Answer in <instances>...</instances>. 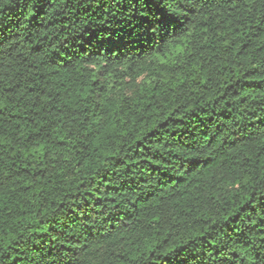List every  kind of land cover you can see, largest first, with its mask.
Segmentation results:
<instances>
[{"label":"trees","instance_id":"trees-1","mask_svg":"<svg viewBox=\"0 0 264 264\" xmlns=\"http://www.w3.org/2000/svg\"><path fill=\"white\" fill-rule=\"evenodd\" d=\"M0 264H264V0H0Z\"/></svg>","mask_w":264,"mask_h":264}]
</instances>
